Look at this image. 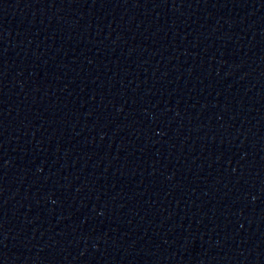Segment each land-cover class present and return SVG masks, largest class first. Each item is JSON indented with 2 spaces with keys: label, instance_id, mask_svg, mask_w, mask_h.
Returning <instances> with one entry per match:
<instances>
[{
  "label": "water",
  "instance_id": "water-1",
  "mask_svg": "<svg viewBox=\"0 0 264 264\" xmlns=\"http://www.w3.org/2000/svg\"><path fill=\"white\" fill-rule=\"evenodd\" d=\"M264 78V0H0V264H114Z\"/></svg>",
  "mask_w": 264,
  "mask_h": 264
}]
</instances>
